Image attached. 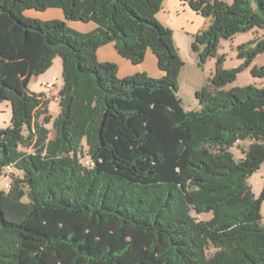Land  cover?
Segmentation results:
<instances>
[{
  "label": "trees",
  "instance_id": "1",
  "mask_svg": "<svg viewBox=\"0 0 264 264\" xmlns=\"http://www.w3.org/2000/svg\"><path fill=\"white\" fill-rule=\"evenodd\" d=\"M165 1L0 0V105L12 106L0 177L22 173L0 187V264H264V191L249 185L264 165V88L224 89L264 53V38L238 47L240 67L218 56L221 41L264 30V0H181L212 18L192 46L200 65L217 58L199 111L178 96L184 62L158 19ZM49 8L97 29L26 15ZM108 43L136 65L151 50L165 75L119 77L97 56ZM58 57L54 117L28 84Z\"/></svg>",
  "mask_w": 264,
  "mask_h": 264
},
{
  "label": "rangeland",
  "instance_id": "2",
  "mask_svg": "<svg viewBox=\"0 0 264 264\" xmlns=\"http://www.w3.org/2000/svg\"><path fill=\"white\" fill-rule=\"evenodd\" d=\"M165 3L166 5H164L166 8L158 14V19L164 26L173 31L175 46L182 61L184 62V67L179 77L178 96L182 100L185 110L199 111L202 110L203 106L196 93L209 84V78H211L216 72L217 58H210L205 64L200 65L199 55L193 51L192 46L195 41V37L212 23V18H206L197 14L188 5L183 4L181 0H166ZM50 16L51 14L44 16L45 19L41 17L35 18L48 21L47 18ZM256 38H264V30L257 29L248 33H240L231 40L221 41L218 56H224L225 58L223 67L225 69L240 67L243 61L239 58L238 47ZM200 49L201 51L203 50L202 46H200ZM263 66L264 53L257 56L252 65L241 72L237 80L225 86L224 89L231 90L233 88L246 87L250 85L257 88H264V77H255L253 74L254 68H260ZM62 74V60L58 57L54 61L53 66L45 74L39 77H32L28 87L35 93H42L47 97H50L51 93L45 88L44 81L49 82L55 76L59 79L61 86H63L64 80ZM147 74L153 77L150 72ZM59 112L60 107L51 102L50 113L54 117H57ZM11 118L12 106L10 102L6 101L0 105V127L7 128L10 126ZM250 144L251 141L247 140L242 142L241 146L247 149ZM84 145L86 150H88L87 141H84ZM232 152L235 154L237 160L243 158V154L238 147L233 148ZM9 173H7L4 177H0V187H4L6 183L11 182L12 177ZM14 174L15 177H22V173L19 171H15ZM249 185L256 197H260L262 195L264 191V165L249 179ZM261 212L264 218V202ZM211 216V214H207L202 215L201 218L207 220L211 218Z\"/></svg>",
  "mask_w": 264,
  "mask_h": 264
},
{
  "label": "crops",
  "instance_id": "3",
  "mask_svg": "<svg viewBox=\"0 0 264 264\" xmlns=\"http://www.w3.org/2000/svg\"><path fill=\"white\" fill-rule=\"evenodd\" d=\"M164 4L166 5V3H164ZM165 5L163 6V9L166 8ZM50 14H51V16L49 18H47L48 21H50V20L67 21L65 18V14H64L63 10L58 9V8H49L43 12H39L36 10L26 11V15L28 17H33V18H35V17L40 18L41 17V18L45 19L44 16L50 15ZM67 24L71 28H73L77 31L83 32V33H88V32H91V31H94L95 29H97V25L93 22L84 23V22H77V21L76 22L75 21H67ZM97 56H98L99 61H101V62H111V63L117 64V66L119 68L118 75L121 78L132 76V75H135L137 73H142V72H146V74L148 72H150L153 77H163L165 75V73L162 70H160V68L158 66L157 57L155 56V54L151 50H149L147 52L145 61L140 65L133 64L131 61L122 57L118 53L114 43H108V44L100 47L98 49Z\"/></svg>",
  "mask_w": 264,
  "mask_h": 264
},
{
  "label": "built area",
  "instance_id": "4",
  "mask_svg": "<svg viewBox=\"0 0 264 264\" xmlns=\"http://www.w3.org/2000/svg\"><path fill=\"white\" fill-rule=\"evenodd\" d=\"M44 86L51 93L50 98L52 99V102L59 105L61 102L60 91L62 89L61 84L59 83V79L54 76L51 81H49V82L44 81ZM93 164H94V161L90 160V159L87 160V162H86V165H93ZM6 171H7V173L10 172L9 174L15 173V169L12 166H9ZM10 183L11 182H8L5 184L6 189L10 188V186H11Z\"/></svg>",
  "mask_w": 264,
  "mask_h": 264
},
{
  "label": "clouds",
  "instance_id": "5",
  "mask_svg": "<svg viewBox=\"0 0 264 264\" xmlns=\"http://www.w3.org/2000/svg\"><path fill=\"white\" fill-rule=\"evenodd\" d=\"M62 87V86H61ZM47 97V96H46ZM47 99H49L50 100V103L52 102V99L50 98V97H47ZM53 103V102H52ZM55 104V103H54ZM57 105V104H56ZM60 105V104H59ZM59 105H57V106H59Z\"/></svg>",
  "mask_w": 264,
  "mask_h": 264
}]
</instances>
